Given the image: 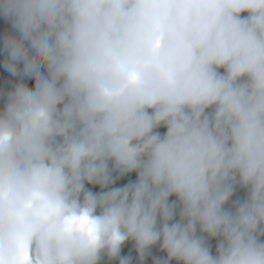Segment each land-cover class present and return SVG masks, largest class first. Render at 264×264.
Wrapping results in <instances>:
<instances>
[{
  "label": "clouds",
  "instance_id": "clouds-1",
  "mask_svg": "<svg viewBox=\"0 0 264 264\" xmlns=\"http://www.w3.org/2000/svg\"><path fill=\"white\" fill-rule=\"evenodd\" d=\"M0 16L20 78L0 110V264H132L126 242L139 264L157 245L155 264H264V0Z\"/></svg>",
  "mask_w": 264,
  "mask_h": 264
},
{
  "label": "crops",
  "instance_id": "crops-1",
  "mask_svg": "<svg viewBox=\"0 0 264 264\" xmlns=\"http://www.w3.org/2000/svg\"><path fill=\"white\" fill-rule=\"evenodd\" d=\"M6 36H17L18 33L15 32V30L12 29L10 21L5 20L2 16H0V110H3L5 101H6V93L8 91L13 90L14 85L19 82V77H14L10 73H8L4 67V61L7 59V53L4 50L3 47V41ZM17 67L19 69H22L23 65L22 63L18 64ZM31 86V84H29ZM124 183V182H123ZM92 191L96 192L94 188H92ZM171 199H174L171 198ZM264 239V238H262ZM213 242V252L215 251V241ZM134 247L131 242H126L125 245L121 249V255L122 256H131L132 257V264H139L136 252L134 251ZM164 256V253L162 254V257ZM152 258V257H147ZM155 258V257H154ZM100 263H103V260H101ZM103 264H118V260L115 261H109L105 257Z\"/></svg>",
  "mask_w": 264,
  "mask_h": 264
},
{
  "label": "trees",
  "instance_id": "trees-1",
  "mask_svg": "<svg viewBox=\"0 0 264 264\" xmlns=\"http://www.w3.org/2000/svg\"><path fill=\"white\" fill-rule=\"evenodd\" d=\"M159 131L162 133V132L164 131V129L161 128V129H159ZM135 178H136L135 173H133V174H131V175H129V176L122 177V178L118 179V180L116 181V183H115L113 186H114V187H122L124 184L128 183L129 181H134ZM123 182H124V183H123ZM94 189L97 190V191H99L98 188H94ZM210 243L212 244L213 242H210ZM213 249H214V246H213V244H212V250H213ZM134 251H135V250H134ZM162 254H163V253L159 251V246L157 245L156 247H154V248L151 250V254H150L148 257H152V258H154V257H162ZM104 259H105V258L102 259V260H103V263H104ZM103 263H100V264H103Z\"/></svg>",
  "mask_w": 264,
  "mask_h": 264
},
{
  "label": "built area",
  "instance_id": "built-area-1",
  "mask_svg": "<svg viewBox=\"0 0 264 264\" xmlns=\"http://www.w3.org/2000/svg\"><path fill=\"white\" fill-rule=\"evenodd\" d=\"M237 199L243 200L244 198L233 196L231 198V200L229 201V206L231 205L232 201L237 200ZM144 264H155V262H154V259H147L146 258L145 261H144Z\"/></svg>",
  "mask_w": 264,
  "mask_h": 264
},
{
  "label": "water",
  "instance_id": "water-1",
  "mask_svg": "<svg viewBox=\"0 0 264 264\" xmlns=\"http://www.w3.org/2000/svg\"><path fill=\"white\" fill-rule=\"evenodd\" d=\"M235 192H236V193H239V194H242V195H246L245 190L240 189V188H237Z\"/></svg>",
  "mask_w": 264,
  "mask_h": 264
}]
</instances>
